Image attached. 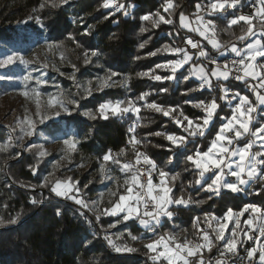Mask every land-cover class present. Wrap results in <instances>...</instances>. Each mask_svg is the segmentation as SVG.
Segmentation results:
<instances>
[{
  "label": "trees",
  "instance_id": "trees-1",
  "mask_svg": "<svg viewBox=\"0 0 264 264\" xmlns=\"http://www.w3.org/2000/svg\"><path fill=\"white\" fill-rule=\"evenodd\" d=\"M105 1L74 0L67 3V0H0V41L13 39L28 21L39 19L53 45L55 62H63L66 66L62 70L73 77L70 80L65 74H60L56 80L62 83L68 99L79 104V107L70 105L71 114L63 123L68 128L73 126L79 139L76 151L67 155L73 166L90 163L88 169L80 174L77 184L83 196L90 201L95 199L99 188L94 183L86 187L88 175L90 172L96 175L99 163L109 151L120 162L116 164L110 160L116 170H120L124 163L134 164L136 152H144L155 161L158 169L173 175L179 174L175 181L167 178L168 186L172 189L171 197L190 200L187 206L174 204L169 208L173 215L171 218H162L160 227L163 233L175 235L183 231L184 240L202 243L200 229H203L216 242L207 215L221 219L229 209L238 213L249 203L260 204L264 208V179L257 180L254 186L248 188V193L234 194L222 189L216 195L207 190V184L211 183L213 176L196 184L199 169L186 158L197 150L206 151L215 132L224 122L223 118L230 117L233 112V103L222 98L220 87L232 88L233 84L229 79L223 82L218 80L212 82L210 88L201 89V82L191 75V66L203 63L209 72L213 66L193 55L182 42L184 36L196 35L180 26V15L194 18L199 13L198 5L210 4L213 0H173L174 6L168 12L164 11L166 0H117L116 5L124 7L116 6V12L106 9L103 6ZM241 1L235 8L226 6L222 12L208 17L214 24L215 37L221 45L214 51L204 43L208 60L223 55L233 45L242 49L248 44L247 38L238 39L248 25H229L246 0ZM71 15L77 20L75 24L70 21ZM145 16L152 19H142ZM159 16H164L172 23L168 25L160 22L159 26H155L152 20H158ZM253 23L255 29L262 30L261 22L254 20ZM26 29L40 32L34 24ZM260 40L264 43V34ZM165 45L187 49L193 59L177 70L173 79L158 81L152 77L171 76L172 72L167 66L182 56L168 53L164 49ZM156 51L159 53L152 55ZM93 52L96 55H92ZM227 55L219 57V61H224ZM98 75L114 76V79L126 76L127 85L116 86L85 100L81 87L95 81ZM142 93L149 95L139 100ZM250 98L255 102L253 94H250ZM212 99L216 100L219 108L203 137H189L186 145L179 147L166 138L170 134L187 137L188 133L175 119L188 117L202 123L201 118L205 113L195 105L201 101L208 103ZM116 101L124 102L121 107L128 106L131 101L140 108V112L102 118L99 106ZM150 103L175 111L165 116L148 108L147 104ZM84 112L91 113L95 118L85 116ZM257 116L252 128L264 124L263 107H259ZM184 124H187L186 120ZM48 125L44 131L51 136L62 131L60 123ZM133 128L134 132H130ZM133 135L141 141L140 147L136 145L135 149L129 143ZM6 136V131L0 129V139ZM238 144L244 145L245 142ZM38 153L39 149L34 145L16 161H10L19 153L10 145L0 146V264H145L148 259L145 247L136 249L137 241L132 239L143 234L139 219L124 221L121 216L111 215L103 218L68 198L59 197L51 188L57 180L66 181L67 178L51 175L54 168L47 164L50 158H39ZM58 154L54 153V160L58 159ZM46 175L50 176L47 183L44 179ZM40 185H44L43 193L37 189ZM118 197L116 195L115 199L118 200ZM102 208L108 209L109 205L103 204ZM245 218L243 216L240 219L241 223ZM13 220L15 223L10 222ZM115 222L120 223L115 232H130V238L124 235L120 243L127 244L135 252H117L109 245V240L105 238H109V235L103 231ZM206 256L207 253H204L203 257ZM155 263L166 264L163 260ZM191 264H198L196 257Z\"/></svg>",
  "mask_w": 264,
  "mask_h": 264
},
{
  "label": "snow or ice",
  "instance_id": "snow-or-ice-1",
  "mask_svg": "<svg viewBox=\"0 0 264 264\" xmlns=\"http://www.w3.org/2000/svg\"><path fill=\"white\" fill-rule=\"evenodd\" d=\"M66 2V0H64ZM241 0H213L212 3L209 4V8L212 12H222L226 6L235 8ZM261 7L257 10L254 15L244 16L241 15L239 17H233L230 20V25H235L240 21H244L248 27L246 31L238 37L240 40H245L247 37L255 36L256 33L254 31L255 24L254 20L259 19L262 25V31H264V0H259ZM104 7L113 6V0H106V3L103 5ZM117 7H124V5H116ZM173 0H166L164 5V11L168 12L169 9L173 8ZM200 7L199 5L197 6ZM159 15V14H157ZM142 19L149 20L150 16H145ZM197 21L200 26L196 28H192L188 22V18L183 14L180 15V23L181 26L185 28H189L190 31L199 32L200 36H203L205 39L209 40V43L212 44L214 48L219 49L221 47L220 43L214 38V24L211 20L204 21L202 17L197 16ZM39 22V20H38ZM160 22L164 23H172L171 20H166L164 16H159L158 20H152V23L155 26H159ZM144 31V29H141ZM212 33V37H209L208 33ZM187 43L191 45L192 48H197L199 45L197 42H193L190 38L187 40ZM143 47V45H141ZM164 49L175 53L182 54V58L173 62L170 66L172 75L167 77H161L159 75L153 76L152 78L155 80H168L173 79L176 71L183 67L184 64L188 63L192 56L188 54L187 49L184 48H170L168 45L164 46ZM231 51L235 53L240 59L238 61H232V65L242 66L236 67V72H243V75H236L235 79L237 80H245L247 77H251L253 79L259 80V88L264 89V72L257 71V60L258 58H264V43L260 39H255L252 43H248L246 49L242 52L241 49L237 48L235 45L232 46ZM156 53H152L155 55ZM92 55H96L95 52ZM201 57L207 56V53L203 50L199 52ZM17 61L23 63L25 65L31 63V61L24 59V57L19 55H9L5 59L0 60V67H5L8 65L15 64ZM247 61V63H246ZM215 63V61H213ZM260 68H264V64L258 65ZM46 67V65H45ZM157 67H166L162 65H157ZM232 69L229 68L228 64L223 66V69L219 65L214 70L210 72H206L204 67L201 66L197 70V75H199L201 83V89L204 87H211L212 81L211 77H215L217 80L227 81L231 75ZM111 75H115L112 73ZM141 75H149V73H141ZM188 77H185L187 79ZM0 79H4L3 76H0ZM23 79L28 81L30 79H34L29 75L24 76ZM111 79V76L105 78L100 82V89L102 90L104 87L108 86V80ZM38 84L42 81L37 80ZM221 90L224 95H228V89L224 88L223 85H220ZM257 86H253L255 91ZM162 91H167V89H162ZM89 95H91V89H88ZM38 94V93H37ZM25 96L28 95L27 92L24 93ZM149 93H142L138 99L144 100ZM223 98V97H222ZM234 99L238 98V103L236 104L232 114L230 117L223 118V123L220 125L218 130L214 134V138L210 143V146L206 151H195L192 155H188L186 158L188 161H191L194 166L199 169V179L196 180V184H200L204 179L205 174L208 172H213V178L211 183L207 184V190L212 191L216 195H219L221 188L228 189L232 192H240L243 189L240 187L241 185H247L249 181L253 178L264 176V151H256L252 152L251 150L257 144V141L260 142V148L264 149V125H259L255 128H252V114L256 111V106L249 100L247 96H241L239 93H235L233 96ZM256 99L259 102V105L264 106V94H261L259 91L256 92ZM60 103V102H57ZM71 103H75L72 101ZM124 102L116 101V102H107L101 104L99 106V113L102 118L107 119V111L110 110L114 115H121L123 113L135 112L139 113L140 108L136 107L131 101L128 102V106L121 107ZM53 107L56 105L53 104ZM196 107L202 108L205 115L201 118L202 123L199 121H193L188 117H183L181 119H175V122L184 127V131L188 133V136H180L177 137L174 134L167 135V139L172 142V144L176 146H184L187 143L189 137L195 138L197 136L203 137L206 133V130L210 126L219 105L217 104L215 99H212L210 102L205 103L201 101L199 104L195 105ZM39 107V106H38ZM147 107L150 109H154L157 112L163 113L165 116H169L175 109H164L162 106L157 105L155 103L147 104ZM67 111V109L65 108ZM55 115L59 116L60 112L57 110ZM85 116H91V118H95L91 113L85 112ZM181 115H183L181 113ZM50 116H41L40 122L43 123L44 119H50ZM184 120L187 121V124H184ZM27 123V129L22 128V132L24 135L31 136L34 132V121L31 119H27L25 121H21V124ZM130 132H134V128L130 129ZM231 133L232 135H228ZM155 135H161V133H154ZM252 137L253 139L248 140L242 147H237L234 150L229 146L233 144L234 141H237L241 138ZM65 145L68 146L69 150H75L77 147V141L75 140H65ZM132 144V147L135 149V146L141 141L137 140L133 135L129 141ZM42 156L45 155V152L40 153ZM123 154V150L122 153ZM229 157H238V162L235 163V169H233L232 162H228ZM259 158V159H258ZM112 161L113 163L119 164V160L115 159L112 156L111 151L103 156V161L108 162ZM261 166V171H257V165ZM146 165L147 168L143 169L141 166ZM83 166V165H81ZM227 168L228 171L225 173L224 169ZM152 170H156L159 173L160 183L156 184L152 179ZM105 168L101 166V172H104ZM121 171L126 174H130L128 179L125 180L126 193L119 196V199L110 209H104V214L106 215H118L120 213H125L123 216V220L127 221L135 215L136 217L141 216L140 205L143 204L144 211L143 216L148 217L151 220L159 223L160 217H168L171 218L173 213L169 211V206L171 204L184 205L187 206L190 203V200H185L183 197L178 199H173L171 197L172 189L168 186V180L166 178L170 177L172 181H175L179 174H171L169 172H165L162 169H158L155 161L147 156V154L136 152V160L135 163H124L121 167ZM146 175V180L141 179L142 176ZM226 175H231L236 178V182H229L226 179ZM247 177L248 179H245ZM47 183V180L45 181ZM78 182H73L71 177H69L66 181L57 180L55 185L51 188L53 192H55L58 196H63L68 199L74 200V202L82 207H88L87 203L77 198L75 193L79 192V188L76 187ZM35 203V201H33ZM152 205V210L149 209V205ZM251 211L253 213H261L264 215V210L259 207L249 205L242 212L238 214H234L231 209H229L224 217V220L221 221L219 218L213 217L217 221V235L215 239L223 241L224 252H221V257L226 254L236 255L238 253V240L236 237L240 235L236 231L241 227L239 217L243 216L244 212ZM59 214V212L57 213ZM197 221L199 218H196ZM253 217L252 219H248L246 224L252 231H256L258 229L261 236H264V219L261 220L260 224L253 228ZM235 223V228L231 230V239H226L225 232L229 230V222ZM11 223H15V220L10 221ZM2 223V221H0ZM140 223L142 225L148 226V219H141ZM114 226V225H110ZM211 227V224H209ZM202 232L201 240L203 243L196 244L192 246V241L185 240L184 242H180L178 237L173 234L161 235L157 239L145 245L151 252H157L158 249H161L157 252V255L152 256L151 258L154 261L160 260L164 258L167 260L168 264H178L179 261H182L183 264H190L188 257H197L198 264H205L203 260V250L206 248L208 251H211L213 247V240L209 236L207 231L200 229ZM244 235H247L248 239H253V236L250 235L247 231L244 232ZM108 239L107 237H105ZM132 239H136V237H132ZM109 243L112 241L109 239ZM120 251L121 249H117ZM127 251H134V249L128 248L124 249ZM257 248H252L248 252V256H254L257 253ZM260 256L259 259L264 264V247L260 248ZM210 264V262H209ZM216 264H224L223 260H217Z\"/></svg>",
  "mask_w": 264,
  "mask_h": 264
},
{
  "label": "rangeland",
  "instance_id": "rangeland-1",
  "mask_svg": "<svg viewBox=\"0 0 264 264\" xmlns=\"http://www.w3.org/2000/svg\"><path fill=\"white\" fill-rule=\"evenodd\" d=\"M72 1H74V0H67V3H70ZM116 1L117 0H115L113 2V6L107 7V8L105 7V8L106 9H112V10H114V12H116L117 11ZM247 1H249V0L244 1V4ZM251 1L259 3V0H251ZM105 3H106V1H105ZM205 5H208V4H200L199 5L200 6L198 8L199 13L197 15V16L202 17L204 21H208L209 15L212 16V15H215L216 13H220V12H212L211 9H206V10L203 9L202 6H205ZM259 5H260V3H259ZM260 7H261V5H260ZM206 14H208V15H206ZM197 16L194 18H190V19H193L192 22H194L198 26H200V24L198 23V21L196 19ZM38 20L39 19H36L34 21H28L24 27L22 26L18 30V34L15 35L13 37V39L7 40V41H0V60L5 59L9 55L16 54V55L24 57V59H26V60L31 61V63H29L27 65L17 61L15 64L8 65L5 67H0V76L4 77V79H0V88L2 89V93L0 94V129L5 130L7 133V136H9V138H7V139H6L7 136L4 137V139H0V146L1 147L2 146L3 147L8 146V145L12 146L15 149V151L19 153V156L10 159V161H16L30 147H33L34 145H36V148L39 149L40 153L45 152V155H43L44 157L40 153H38L39 158H43V159L50 158L49 161L47 162V164L50 167L52 166L54 168V173H52L51 175L58 176L60 178L66 177L67 179L69 177H71L73 182L79 183L80 174L88 169L90 163H88L84 166H73L71 159L67 155L71 152L76 151L78 144H79V139H78V136L76 134L75 128L73 126L68 128L63 123L64 119L71 114L70 105L74 104V106L79 107V104L77 101H75V103H71L72 100L68 99L67 92H66L65 88L63 87L62 83L56 80L58 75H60V74H65L70 80H72L73 77H71V75L68 72H65L64 70H62V68H65V66H66V65H64L63 62H60V64H57L55 62V60L53 58V45H52L51 41L48 39V36L46 35V33L43 31V26L41 24V21L39 20V22H38ZM256 20L260 22V20H258V19H256ZM70 21L72 22V24H75L77 20L74 18L73 15H71ZM241 23H245V22H241ZM30 24H34L40 32L34 33L33 31L27 30L26 28ZM167 24L169 25V23H167ZM229 25H230V23H229ZM254 31H255L256 35L254 37L253 36L247 37L248 43H252L255 39H260L261 36L264 34V32L261 29L257 30L254 28ZM208 35H209V37H212L211 32H209ZM203 38H204L203 36H200L199 40L204 45V43H206V42ZM204 48H205V46H204ZM237 48L241 49L240 47H237ZM212 49L214 51L218 50L217 48H214V47H212ZM245 49H246V46L242 48V52ZM155 53L158 54L159 51H156ZM168 53L174 54L170 51H168ZM225 54L230 55V54H234V53L232 51H227V52L223 53V55H225ZM189 55H191V54H189ZM223 55H218L217 57H213L210 60H208L206 58V56L205 57L196 56V57L201 58L203 61H205L207 63V65H209V66L212 65L213 68H216L213 64V61H219V57H221ZM191 56L193 57V55H191ZM259 59L260 58H258V60ZM45 65H46V67H45ZM170 71H171V68H170ZM29 73H31V76L34 79H30L28 81H25L23 79V77L29 75ZM98 76L99 77H97V79H95V81L88 82L87 84H85L81 87V94L83 95V98L85 100L92 98L93 95H97V94L99 95V94L103 93L105 90L114 89L116 86H126L127 85V77L126 76H122L118 79H114V76H111V79L108 80V86L104 87L101 90L100 89V82L109 76H106V75H98ZM37 80H40L42 82L38 84L36 82ZM254 80H255V82H257V81L259 82V80H256V79H254ZM248 83H249V81H248ZM255 86H257L255 91H254V89L252 90L254 98H256V92L257 91H259L261 94H264V89L259 88V84L255 83ZM89 88L91 89V95H89V93H88ZM224 88H226V87L224 86ZM25 92L28 93L27 96L24 95ZM238 93L241 96H247L249 98V100L252 101V103L256 106V111L252 114V121H251V125H250L252 127L253 123L256 121V119L258 117L257 116L258 115V108L260 107V106H258L259 102H258V104L257 103L255 104V102H253V100L250 98V94H252V93L249 91H246L244 88H242V89L239 88ZM223 98L225 100H228L227 98H230L229 91H228L227 96H225L223 93ZM256 101H257V99H256ZM57 102H60V103H57ZM237 103H238V100L234 99L233 105H231L233 107V110H234V107ZM53 104H55L56 106L53 107L52 106ZM65 108L67 109V111L65 110ZM57 110H59V112H60L59 116L55 115V112ZM124 114L125 113H123L121 115H124ZM41 116H50L51 118L50 119H44L43 123H41L40 122ZM107 116H117V115H114L110 110H108ZM26 118L34 121V132L31 136L24 135V133L22 132V128L27 129V127H28L26 122L24 124H21V121H25ZM261 119L262 118H260V120ZM50 123H60L62 125V131L58 132L55 136L49 135L47 132L44 131V128L49 126L48 124H50ZM209 128H210V126L208 127L206 132L209 130ZM228 135H232V134L229 133ZM250 139H253V138L252 137L241 138V139L233 142V144L235 142H237V143H235V147H233V148L230 146L229 147L232 148L233 150L237 147H242L243 145H239L238 142H245L246 143V141L248 142V140H250ZM65 140L77 141L78 143H77L76 149L75 150H69L68 146L65 145V143H64ZM259 145H260V142L257 141V144L253 147V149L251 151L252 152H256L258 150L264 151V149H261ZM137 146L140 147L139 144H137ZM55 152H58L59 154H58V159L54 160L55 157H53V155ZM141 153H144V152H141ZM228 162H232V165H234L233 169H235V163L234 162H238V157H229ZM102 165L105 168L104 172H101V166ZM141 167L143 169L147 168L146 165H142ZM257 171L258 172L261 171V166L259 164L257 165ZM75 175H77L79 177L74 178ZM129 175L130 174H126L123 171H121V169L116 170L115 168H113V165L111 164L110 161H108V162L102 161L98 165L96 175L94 174V172L89 173V175H88L89 180L86 184V187L90 186V184H93V183L97 184L99 190H98V193H97L95 199L93 198V201L88 200V198H86L85 196H83L81 194L80 190L78 193H75V194H76L77 198L82 199L87 203L88 207H84V208L89 209L92 212H97L99 216H102L103 218H105L106 216H110V215L104 214L105 208H102V205L107 204V205H109L108 209H110L113 206V204L117 202V200L115 199L116 195L120 196V195L126 193L127 185L125 184V180L128 179ZM208 176H213V172L206 173L203 180H205V178ZM49 178H50V176L46 175L44 179L47 180ZM245 178H247V177H245ZM256 178H258V177H256ZM141 179H142V181L146 180V175L142 176ZM152 179H153L154 183H156V184L160 183V177H159L158 171L152 170ZM226 179L229 182H232L231 177L226 178ZM253 179H255V178H253ZM263 179H264V176H263ZM263 179H257V180H263ZM249 185L250 184L248 183L247 185L242 186L244 189L243 190L244 192L246 191L248 193V191H247L248 188L252 187ZM76 187H77V184H76ZM187 187H188V184L186 185V189H188ZM43 188H44V185H40V187H38L37 189H38V191L43 193L44 192ZM190 189L192 191H194L192 187H190ZM222 189L225 191L232 192L228 189L221 188V190ZM240 192L242 193V191H240ZM240 192H232V193L235 194V193H240ZM59 197L66 198L63 196H59ZM248 197L250 198L249 194H248ZM118 199H119V197H118ZM72 201H74V200H72ZM142 205L143 204L140 205L141 216L136 217L134 215L133 218H131V219H139V224L141 225V228L143 229V234L139 238L134 239L137 241L136 249L143 247V246L145 247L146 244L152 242L153 240L157 239L161 235H166L163 233V231H161V233L156 232V231L155 232L152 231L155 228L160 226V224L162 222L161 221L162 217H160L159 223H157L154 220H151L148 217H144L142 215L143 211H144ZM249 205H253V206L259 207L262 210H264L263 205L249 203L245 207H243V209L240 212H242ZM170 206H169V208H170ZM93 207H95V209H93ZM240 212H238V213H240ZM238 213H234V214H238ZM124 214L125 213H120L118 215H115V217L121 216V218L123 219ZM111 216H113V215H111ZM243 216L246 217L244 222L241 223V221H240L241 227L239 229H236V231L238 233H240V235H238L236 237V239L239 242L238 244L241 243L242 238L244 237V232L246 231V228L249 227L246 224V221L250 218L248 217L246 212H244ZM243 216H240L239 220ZM253 217H255V219H253V225L254 226H255V223L260 222L262 220V218H259V213H253L251 219ZM141 219H148L149 220L148 226L142 225L140 223ZM220 220L223 221L224 218H221ZM208 221L211 224L210 228H211L212 234L216 237V235H217V232H216L217 221H216V219H213V217L211 215L208 218ZM119 224L120 223L115 222L112 224L114 226H109L106 230L103 231L104 233H106L107 236L109 235L108 240L110 239L112 241V243L111 244L109 243V245L112 248H114L117 252H122V253L135 252V250L134 251L124 250V249H128V248L133 249L132 247L127 246V244L122 245L120 243L124 240V238H123L124 235H128L130 238V232H129V230H126L123 232H120V231L115 232V230L119 226ZM228 227H229V230L225 232V237H226V239H231L232 238L231 230L235 228L234 220H233V222H229ZM205 231H207V230H205ZM175 235L178 237L180 242L185 241L184 236H183V231H180ZM215 241L216 242L213 241V247H212L211 251L215 250L216 247H219V246L222 247L223 246V243H224L223 241H220L217 239H215ZM202 243H203V241H202ZM196 244H199V243L192 242V246H195ZM118 248L121 250L118 251L117 250ZM145 249H146V257L148 258V259H146V261L149 260L151 262L152 261L153 262H159V261L163 260V261H165L166 264H168L167 260H165L164 258H161L160 260H157V261H154L151 258L152 256L157 255V252L160 251L161 249H158L157 252H151L146 247H145ZM211 251H208L205 248L203 250V254L211 252ZM194 258L195 257H188L190 264ZM203 260H205L204 257H203ZM178 264H183V262L179 261Z\"/></svg>",
  "mask_w": 264,
  "mask_h": 264
},
{
  "label": "built area",
  "instance_id": "built-area-1",
  "mask_svg": "<svg viewBox=\"0 0 264 264\" xmlns=\"http://www.w3.org/2000/svg\"><path fill=\"white\" fill-rule=\"evenodd\" d=\"M203 9H209L208 5L202 6ZM260 8L259 3L254 2V1H247L243 7H241L237 12H236V16L234 17H239L241 15L244 16H251L254 15L257 10ZM232 19V18H231ZM259 20V19H258ZM244 22V21H240L239 23ZM254 22V21H253ZM237 23V24H239ZM236 25V24H235ZM191 39L193 42H197L198 43V47L197 48H192L190 44L187 43L188 39ZM183 45L195 56H200L199 52L201 50L205 51L204 45L201 43V41L199 40V38L197 36H193V35H186L183 37L182 39ZM240 59V57H238L235 53L234 54H230L227 55L224 61H215L214 66L217 67V65H219L221 67V69H223V66L225 64L229 65V68L232 69L231 71V75L229 77V81L233 84V87L230 88L229 94H230V98H227L228 100H226L228 103H233L234 101V94L238 93L239 88L242 89L244 88L246 91H249L252 93L253 90V85L259 84V82H255V80L251 77H247L245 78V80L241 81V80H237L235 79L236 75H243V72H236V67H242L239 65L233 66L232 65V61H238ZM247 63V61H246ZM257 70L264 72V68H260L258 65L260 64H264V58H260L259 60H257ZM249 81V83H248ZM248 83V84H247ZM225 173H227L228 169L225 168L224 169ZM232 178V182H236V178L232 177L231 175H226V178ZM247 179V178H245ZM257 179H263V176H259L258 178L255 179H251L249 181V186H254L256 183ZM243 185H241L240 187L243 189L242 187ZM244 190V189H243ZM242 190V192H244ZM253 206V205H252ZM143 210H144V206L142 205ZM148 210H152V205H149V209ZM248 217L251 219L253 212L251 211V209H249V211L246 212ZM210 217V215H207V219ZM257 217V216H256ZM259 218H264V215H262L261 213H259ZM207 222H209L207 220ZM261 222V221H260ZM260 222L255 223V226L253 225V228H256V226H258L260 224ZM152 231H156V232H160L161 233V227H157ZM246 231L253 236V239H248L247 235H244V237L242 238V241L240 244H238V253L236 255H232V254H226L225 256L221 257V252H224V248L222 247H216L215 250L208 252L207 256L205 257V264H216L217 260H223L224 264H262V262L259 259L260 256V248L264 247V236H261L258 229L256 231H252L249 227L246 228ZM245 231V232H246ZM153 233V232H152ZM252 248H257V253L254 256L249 257L248 256V252L252 249ZM145 264H156L155 262H151V261H146Z\"/></svg>",
  "mask_w": 264,
  "mask_h": 264
},
{
  "label": "crops",
  "instance_id": "crops-1",
  "mask_svg": "<svg viewBox=\"0 0 264 264\" xmlns=\"http://www.w3.org/2000/svg\"><path fill=\"white\" fill-rule=\"evenodd\" d=\"M115 0H113V2H114ZM208 6H209V4H208ZM210 9V8H209ZM197 11H198V7H197ZM206 15H208V14H206ZM210 16V15H209ZM208 16V17H209ZM186 17V16H185ZM188 18V17H187ZM197 19V18H196ZM195 19V20H196ZM209 20V19H208ZM193 21V19H190V18H188V22H189V24L191 25V27L192 28H196V27H198V25L196 24V23H194V22H192ZM179 22H180V18H179ZM180 26H181V23H180ZM183 29H185V30H188V31H190L189 30V28H185V27H183V26H181ZM190 32H192L194 35H196L198 38H200V35H199V32H197V31H190ZM216 40H217V38L216 37H214ZM204 40H205V42L212 48L213 46H212V44L211 43H209V40L208 39H205V38H203ZM218 41V40H217ZM247 46V45H246ZM232 48V47H231ZM242 50V49H241ZM229 51H231V49L229 50ZM175 54V53H174ZM192 55V54H191ZM182 58V56L179 58V59H181ZM192 59H193V57H192ZM192 59L188 62V63H190L191 61H192ZM188 63H186V64H188ZM186 64H184L183 66H185ZM201 66H203L204 67V69H205V71L206 72H209L208 71V69H206L207 68V66L206 65H204L203 63H198V64H193L192 66H191V75H192V77L193 78H195L196 80H198V81H200L201 83H202V81L200 80V78H199V75H197L196 73H197V70L201 67ZM212 66V65H211ZM182 68V67H181ZM180 69V68H179ZM215 68H213V70H214ZM211 81L212 82H214V81H218L215 77H211ZM219 81H222L223 82V80L221 79V80H219ZM226 89H229V87H226ZM222 94H223V91H222ZM253 94V93H252ZM224 99V98H223ZM225 100V99H224ZM236 100H238V98L236 99ZM226 101V100H225ZM258 104V100L256 101V98H255V104ZM233 105V104H232ZM236 106V105H235ZM258 106H260V107H263L264 108V106H261V105H259L258 104ZM231 108H232V110H233V107L231 106ZM235 108V107H234ZM259 109V108H258ZM230 147H235V145L234 144H232V145H230ZM233 167H234V165H233ZM171 195V194H170ZM172 205H174V204H171V206ZM170 206V207H171ZM163 218V217H162ZM162 221V220H161ZM161 224H162V222H161ZM161 224H160V226H161ZM139 226L141 227V225L139 224ZM159 226V227H160Z\"/></svg>",
  "mask_w": 264,
  "mask_h": 264
}]
</instances>
